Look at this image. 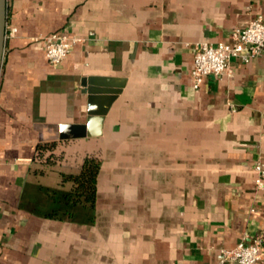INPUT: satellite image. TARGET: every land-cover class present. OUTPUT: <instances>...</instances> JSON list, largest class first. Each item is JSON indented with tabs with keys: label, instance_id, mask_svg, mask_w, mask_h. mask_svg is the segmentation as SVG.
<instances>
[{
	"label": "crops",
	"instance_id": "obj_1",
	"mask_svg": "<svg viewBox=\"0 0 264 264\" xmlns=\"http://www.w3.org/2000/svg\"><path fill=\"white\" fill-rule=\"evenodd\" d=\"M257 15L264 0H6L0 264H219L256 237L264 255V57L191 79L197 45ZM48 34L77 39L58 67ZM88 121L101 125L62 140V166L100 155L94 209L52 217L56 180L34 176L35 149Z\"/></svg>",
	"mask_w": 264,
	"mask_h": 264
},
{
	"label": "built area",
	"instance_id": "obj_2",
	"mask_svg": "<svg viewBox=\"0 0 264 264\" xmlns=\"http://www.w3.org/2000/svg\"><path fill=\"white\" fill-rule=\"evenodd\" d=\"M13 32L14 30L11 31V35ZM37 40L42 42L46 60L52 67L60 66L77 42L75 38H67L60 34H48ZM261 56L264 57V18L257 15L246 27L233 29L228 42L197 45L191 69L193 89H198L208 76L229 77L232 60L248 64ZM254 172L256 174L254 187L257 191L264 192V163L257 162L254 165ZM262 246L263 241L259 237L250 241L243 239L235 248L220 251L219 264H262L264 261Z\"/></svg>",
	"mask_w": 264,
	"mask_h": 264
},
{
	"label": "trees",
	"instance_id": "obj_3",
	"mask_svg": "<svg viewBox=\"0 0 264 264\" xmlns=\"http://www.w3.org/2000/svg\"><path fill=\"white\" fill-rule=\"evenodd\" d=\"M64 146L65 142L62 141L38 144L33 158V174L40 178H55V187L47 188L50 198L57 206L50 215L70 219L71 209L75 207L94 209L101 159L97 153H88L80 158L76 169L63 168Z\"/></svg>",
	"mask_w": 264,
	"mask_h": 264
},
{
	"label": "water",
	"instance_id": "obj_4",
	"mask_svg": "<svg viewBox=\"0 0 264 264\" xmlns=\"http://www.w3.org/2000/svg\"><path fill=\"white\" fill-rule=\"evenodd\" d=\"M5 35H6V0H0V68L3 57V49L5 43ZM101 125L100 122L88 121L86 126H75V127H61L60 134L57 138L51 140L53 141H62L67 139H75V138H84L89 137L88 130L93 126ZM88 129V130H87ZM42 141V142H51Z\"/></svg>",
	"mask_w": 264,
	"mask_h": 264
}]
</instances>
